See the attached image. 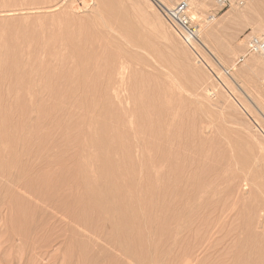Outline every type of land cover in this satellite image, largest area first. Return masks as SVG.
Wrapping results in <instances>:
<instances>
[{
    "label": "rangeland",
    "instance_id": "obj_1",
    "mask_svg": "<svg viewBox=\"0 0 264 264\" xmlns=\"http://www.w3.org/2000/svg\"><path fill=\"white\" fill-rule=\"evenodd\" d=\"M94 1L0 0V264H264V0ZM118 5L156 30L124 79Z\"/></svg>",
    "mask_w": 264,
    "mask_h": 264
},
{
    "label": "bare ground",
    "instance_id": "obj_2",
    "mask_svg": "<svg viewBox=\"0 0 264 264\" xmlns=\"http://www.w3.org/2000/svg\"><path fill=\"white\" fill-rule=\"evenodd\" d=\"M111 1H113V5L116 2H118L117 0H111ZM94 2H97V1H94ZM153 2H156V4H158L159 6H161V5L164 6L166 4V0H153ZM98 3H100V2H98ZM190 5L191 4H189L188 6L190 7ZM239 5H241V4H239ZM48 10H46V11L49 12ZM54 10H56V9H54ZM54 10H52L53 14H56V12L58 10L55 13H54ZM74 10H73V12H74ZM116 11L118 12V14L116 13V15L113 16V19H111L110 21H106V20H103V18L101 17L100 22L97 23L95 26H93V28L92 27L91 28L95 32H97L102 37L103 40H105L106 42H108V41L111 42V45L113 46L112 50L116 49L115 52L120 51L119 56L123 62L120 63L119 67L122 70L121 73L123 74V79H124V78H126V76L129 75L130 72L127 73V70H129L131 68L130 64H132V62H129L131 60V58L124 57V52L129 53V54L134 53L136 55L143 54L144 56H147V57L152 56L153 53H155V49L153 48L154 42L150 38L146 39L143 36L144 34H142V31L147 32L149 34L153 33L154 35H156V33H155L156 30L153 26V23L148 21L146 18V15L141 14L140 11H136L134 13L135 15L131 14L130 11L129 12L127 11V7L124 5L116 6ZM73 12H72V14H73ZM77 12H78V10H77ZM96 12L99 16L102 15L100 7L99 8L97 7ZM187 12L190 13V16L193 18L199 17V12L197 10L188 8ZM188 13H187V16H188V18H190ZM45 14H47V13H45ZM49 14H50V12H49ZM49 14H48V16H49ZM51 14H52V12H51ZM136 14H137V16H136ZM50 16H53V15H50ZM75 16H78V15H75ZM188 18H187V21L189 23L190 20ZM194 34H195V32H194ZM171 35L173 38H176V35L173 34V31L171 32ZM196 35H198V34H196ZM196 35L194 36L195 39H197ZM150 40L152 42H150ZM188 43L191 44L192 43L191 40ZM148 60L151 63V65L154 67L155 70H158L155 67L159 68L162 66V64L159 61L157 56H154L153 60H151V59H148ZM253 62L262 63V60L260 58H255V60H253ZM164 65H163V67H164ZM254 128L258 131L263 132L261 127L256 122H255ZM258 131H256L255 133L257 134ZM248 156L249 155H247V157ZM247 157H245V158H247Z\"/></svg>",
    "mask_w": 264,
    "mask_h": 264
},
{
    "label": "built area",
    "instance_id": "obj_3",
    "mask_svg": "<svg viewBox=\"0 0 264 264\" xmlns=\"http://www.w3.org/2000/svg\"><path fill=\"white\" fill-rule=\"evenodd\" d=\"M217 2L224 8L231 5V0H217ZM188 4L186 2H181L172 8H163L165 16L170 21L174 29L179 33V35L187 40H193L195 34L188 26L187 21V11ZM250 55L258 54L264 57V37H254L249 42Z\"/></svg>",
    "mask_w": 264,
    "mask_h": 264
}]
</instances>
